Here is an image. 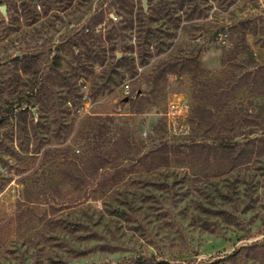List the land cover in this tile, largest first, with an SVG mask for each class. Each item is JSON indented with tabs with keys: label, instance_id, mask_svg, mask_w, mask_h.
<instances>
[{
	"label": "trees",
	"instance_id": "1",
	"mask_svg": "<svg viewBox=\"0 0 264 264\" xmlns=\"http://www.w3.org/2000/svg\"><path fill=\"white\" fill-rule=\"evenodd\" d=\"M146 4H100L73 33L39 43L38 33L65 21L50 14L51 0L5 2L3 31L14 35L15 51L0 64V193L21 168L71 133L82 136L85 127L95 136L113 131L109 144H96L114 163L95 179L67 186L62 196L44 195L39 205L10 207L0 197V264H55L59 251L77 258L94 247L114 252L118 236L110 222L144 231L142 220L163 209L176 186L194 196L190 222L204 230L237 226L248 212L264 211V0ZM88 5L68 0L62 9ZM108 9L120 20L107 23ZM190 39L198 41L190 47ZM200 41L220 44L218 71L201 67ZM172 76L191 83L187 116L172 122L164 111L144 137L128 130L117 105L125 114L159 111ZM112 96L117 100L106 105L104 118L95 111L87 116L86 104L91 110ZM83 139L65 149L84 155L90 142ZM201 167L207 174L199 178ZM92 241L97 244L82 248ZM259 250L264 246H243L223 260L253 259ZM118 264L158 263L139 255Z\"/></svg>",
	"mask_w": 264,
	"mask_h": 264
},
{
	"label": "rangeland",
	"instance_id": "2",
	"mask_svg": "<svg viewBox=\"0 0 264 264\" xmlns=\"http://www.w3.org/2000/svg\"><path fill=\"white\" fill-rule=\"evenodd\" d=\"M7 1L0 0V64L6 61L9 55L15 51L9 40L14 35L11 34L6 37V33L3 31V26H6L9 22L5 5ZM67 1L51 0L55 9L50 14L61 16L65 21L56 19L54 26H50L48 32L43 30L38 33L39 43L44 40L48 41V43H56L63 36L73 33L100 4L106 5L114 0H72L74 3L85 2L89 3V5L84 9L82 7L80 11L77 10L70 13H68L67 9H62ZM144 1L145 4L143 3ZM136 2H139V0H136ZM142 5L146 7V0H142ZM106 16H108L105 20L107 23L109 20L114 23L120 20V16H117L112 9L107 10ZM67 20H70L71 23L65 24ZM188 41L187 38L186 42ZM195 41L190 39V47L193 46ZM198 47H201L199 55L201 67L211 72L218 71L221 68L222 56L220 44L213 42L202 43L200 41L196 48ZM166 91L168 99L160 104L159 111L153 107L140 115L125 114V107L118 104L116 110L121 111V116H124L123 120L127 129L130 131L134 129L138 136L144 137L164 111L172 122L186 117L190 105L191 83L188 80L179 83L172 76L169 77ZM116 100L117 97L112 96L108 100L103 101L104 104L91 110L90 105L86 104L87 116L97 113L104 118L105 115L101 114V112L108 110L106 105L114 104ZM90 111H95V113ZM83 114L82 112L81 115ZM116 116L119 115L116 114ZM98 121L107 123L105 119ZM88 130L89 128L85 127L82 131V136L78 134L79 130L76 134L71 133L66 143L52 144L50 146L52 149L50 154L41 159H36L33 161L34 163H30L24 169L21 168L18 172L14 171L16 173L10 183L0 193L1 199L5 202L4 205L24 207L29 204H40L43 202L44 195L53 193L62 196L67 186L81 184L103 174L106 168L110 167L114 162L112 158L105 157L97 152L99 145L96 143L109 144L106 139L108 136L113 135V131H107V134L96 132L97 136H95V131L90 132ZM80 137L84 138L83 142H90L87 145L90 151L87 150L82 156H76L70 149L66 150L65 147ZM95 137H99L98 142H96ZM196 172H198L199 178L207 174L203 167ZM133 186L129 185L128 188L132 189ZM178 187H175L176 194L172 197L173 199L165 201L163 209L153 210L145 221L142 220L145 225L144 231L129 229L130 224L128 223L120 225L121 223L117 221L110 222V228L115 230L118 238L115 241H111L108 238L107 241L116 244V251H99L95 247L92 248L97 244L96 241L86 242L82 243V248H92L90 252L73 258L59 251L56 258H59L60 263L55 264H90L92 262L118 264L124 258L139 255L152 258L158 264H210L212 262H215L214 264H264V250L261 252L259 250L258 253H255L257 255L253 259L243 260L242 256L238 255L234 260H223L225 256L243 246H250L256 243L264 246V211L260 209L259 214L248 212L241 218L242 220L237 226L218 223L213 231L204 230L199 227L198 223L190 222V216L194 215L195 212L191 207L194 205L191 203V198L194 196L192 193L185 195V187ZM177 198L181 199L175 202L174 200H177ZM93 203L100 204L99 201H94ZM99 231L103 234L106 232L102 230V227L99 228ZM52 255L55 256V254Z\"/></svg>",
	"mask_w": 264,
	"mask_h": 264
},
{
	"label": "water",
	"instance_id": "3",
	"mask_svg": "<svg viewBox=\"0 0 264 264\" xmlns=\"http://www.w3.org/2000/svg\"><path fill=\"white\" fill-rule=\"evenodd\" d=\"M143 3L145 4V1Z\"/></svg>",
	"mask_w": 264,
	"mask_h": 264
}]
</instances>
